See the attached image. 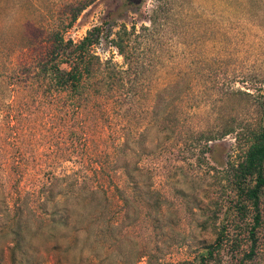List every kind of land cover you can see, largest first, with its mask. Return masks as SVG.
<instances>
[{
    "label": "rangeland",
    "instance_id": "1",
    "mask_svg": "<svg viewBox=\"0 0 264 264\" xmlns=\"http://www.w3.org/2000/svg\"><path fill=\"white\" fill-rule=\"evenodd\" d=\"M76 12L64 38L80 40L99 26L92 50L102 62L125 67L112 39L123 26L134 30L130 50L144 72L142 90L65 113L59 105L68 95L52 103L32 87L0 88V264H196L201 246L215 238L212 213L217 225H233L226 176L240 151L234 132H216L264 119L257 106L264 93V0H0V72L45 54L52 30ZM65 168L83 186L103 185L111 195L95 196L97 237L93 227L46 225L55 215L50 202L40 220L39 189L50 170ZM114 168V181L131 196H113ZM260 200L253 264H264V189ZM18 205L30 228L14 261L7 222ZM224 261L234 260L224 251Z\"/></svg>",
    "mask_w": 264,
    "mask_h": 264
},
{
    "label": "trees",
    "instance_id": "2",
    "mask_svg": "<svg viewBox=\"0 0 264 264\" xmlns=\"http://www.w3.org/2000/svg\"><path fill=\"white\" fill-rule=\"evenodd\" d=\"M76 16L77 12L63 28L52 30L51 44L45 54L32 63H18L0 72V88L32 87L33 93H37L38 97H50L52 103L61 95H68L66 98L68 102L59 105L65 113H68L69 109H76L79 112L90 103L101 102V100L109 103L122 94L131 95L141 91L139 78L144 76V72L135 68L134 52L130 50V38L134 30H127L126 26H123L112 39L113 45L124 59L126 66L122 68L111 60L102 62L93 52L92 47L98 42L99 26L92 27L80 40L64 38L63 32L72 25ZM149 20L151 24L155 23L154 17ZM257 106L264 109V93L257 99ZM218 130L220 132H216L217 137L234 132L240 151L239 159L230 164L226 176L227 199H225L233 207V225L232 229L217 225L218 216L213 212L212 227L215 238L212 242L203 244L194 258L196 264H253L256 256V231L261 222L260 197L264 189V119L255 127L229 124L223 125ZM77 136L79 135H74L75 138ZM212 139H215L212 135L206 138L207 141ZM1 150L0 148V154ZM15 168L10 169L15 171L17 170ZM114 173L116 174L115 168L108 178L113 186V196H131L132 190L123 194V190L121 191L113 179ZM50 174L52 175L50 182L42 184L39 189L44 195V197L40 196L36 207L40 211V220L44 221V216L48 217L50 202L55 215L46 219V225L60 231H65L72 225H80L78 232L84 226L86 229L93 227L97 237L102 225L95 196H111L107 189L103 185L91 189L83 186L81 176L74 175L73 169L65 168L61 172L50 170ZM20 178L19 173L15 182H18ZM56 190L57 192H54ZM149 193L154 195L158 192L150 189ZM0 196H2L1 191ZM72 203L73 206H78L73 207ZM218 206L221 210L223 204L218 203ZM154 208L155 211H160V205ZM247 217L251 218V222H246ZM28 221L27 216H24V208L18 205L15 207L12 218L7 222L14 234L12 247L14 261L17 255H23L22 241L30 228ZM115 228L116 223L109 224L111 233H114ZM242 242H249L248 248L240 249ZM224 251L231 255L233 262L224 261ZM93 256L95 257L96 254Z\"/></svg>",
    "mask_w": 264,
    "mask_h": 264
}]
</instances>
